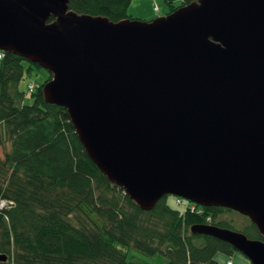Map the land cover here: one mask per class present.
Masks as SVG:
<instances>
[{"label":"water","instance_id":"1","mask_svg":"<svg viewBox=\"0 0 264 264\" xmlns=\"http://www.w3.org/2000/svg\"><path fill=\"white\" fill-rule=\"evenodd\" d=\"M0 49L47 69L44 100L137 206L175 194L234 209L262 238L189 230L264 264V0H191L148 20L0 0Z\"/></svg>","mask_w":264,"mask_h":264},{"label":"trees","instance_id":"2","mask_svg":"<svg viewBox=\"0 0 264 264\" xmlns=\"http://www.w3.org/2000/svg\"><path fill=\"white\" fill-rule=\"evenodd\" d=\"M164 1L168 12L191 0ZM129 2L68 0V7L116 20L128 16ZM31 63L8 50L0 57V200L6 201L0 206V254L6 255L0 264H156L127 257L126 246L148 256L161 253L165 264H205L236 250L213 235L190 231L194 222L262 238L247 215L241 213L239 228L217 216L234 211L228 207L182 210L167 194L150 209L137 206L87 155L65 107L44 100L41 85L49 72L29 92L20 85ZM26 94L31 102H25Z\"/></svg>","mask_w":264,"mask_h":264},{"label":"rangeland","instance_id":"3","mask_svg":"<svg viewBox=\"0 0 264 264\" xmlns=\"http://www.w3.org/2000/svg\"><path fill=\"white\" fill-rule=\"evenodd\" d=\"M153 2L158 5L157 9H154L152 7ZM174 2L177 3L176 0ZM168 8V4L164 0H130L126 8V14L129 17H137L140 19L148 20L152 17L165 13ZM47 73V69L31 63L30 71L23 75L20 80V85L23 87L26 80L34 82L35 85L39 84L43 81V78L47 75ZM24 100L26 103L31 102V96L26 94ZM167 198L168 200H171L173 198V194H168ZM217 216H221L222 218L224 217L225 219L230 220L236 226H238V228L243 225V220L245 221V218L241 216V213L236 210L218 212ZM123 249L125 250L127 257L136 255L156 264H165V257L161 253H156L154 256H148L132 246H126ZM218 258L225 257H222V255H218ZM227 258H231L234 264H249L248 258L237 250L227 256Z\"/></svg>","mask_w":264,"mask_h":264},{"label":"built area","instance_id":"4","mask_svg":"<svg viewBox=\"0 0 264 264\" xmlns=\"http://www.w3.org/2000/svg\"><path fill=\"white\" fill-rule=\"evenodd\" d=\"M153 8L157 9L158 5L153 2ZM3 55V50L0 49V57ZM35 86V83L32 81H27L25 83V89L27 92L31 91L33 87ZM172 201L175 205L179 206L182 210L189 209L191 211H195L197 213H201L202 209L199 205H196V203L186 199L185 197H182L180 195H173ZM5 200H0V206L5 204ZM205 264H234L231 258H224V259H216L214 261H208Z\"/></svg>","mask_w":264,"mask_h":264},{"label":"crops","instance_id":"5","mask_svg":"<svg viewBox=\"0 0 264 264\" xmlns=\"http://www.w3.org/2000/svg\"><path fill=\"white\" fill-rule=\"evenodd\" d=\"M222 257H225V255H224V254H222Z\"/></svg>","mask_w":264,"mask_h":264},{"label":"flooded vegetation","instance_id":"6","mask_svg":"<svg viewBox=\"0 0 264 264\" xmlns=\"http://www.w3.org/2000/svg\"><path fill=\"white\" fill-rule=\"evenodd\" d=\"M196 205H199V204H196Z\"/></svg>","mask_w":264,"mask_h":264}]
</instances>
